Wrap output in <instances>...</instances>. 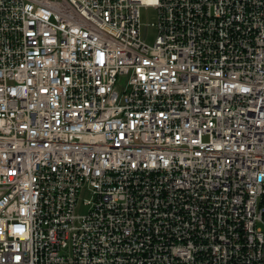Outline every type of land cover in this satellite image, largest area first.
<instances>
[{"label":"built area","instance_id":"built-area-1","mask_svg":"<svg viewBox=\"0 0 264 264\" xmlns=\"http://www.w3.org/2000/svg\"><path fill=\"white\" fill-rule=\"evenodd\" d=\"M0 264H264V0H0Z\"/></svg>","mask_w":264,"mask_h":264},{"label":"rangeland","instance_id":"rangeland-1","mask_svg":"<svg viewBox=\"0 0 264 264\" xmlns=\"http://www.w3.org/2000/svg\"><path fill=\"white\" fill-rule=\"evenodd\" d=\"M141 17V34L145 41L153 45L157 38L156 23L158 20V12L153 7H142L140 11Z\"/></svg>","mask_w":264,"mask_h":264}]
</instances>
